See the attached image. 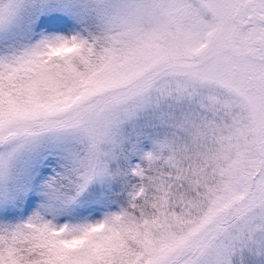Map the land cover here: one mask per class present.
<instances>
[{"label":"snow or ice","instance_id":"6c2138e0","mask_svg":"<svg viewBox=\"0 0 264 264\" xmlns=\"http://www.w3.org/2000/svg\"><path fill=\"white\" fill-rule=\"evenodd\" d=\"M0 264H264V0H0Z\"/></svg>","mask_w":264,"mask_h":264}]
</instances>
